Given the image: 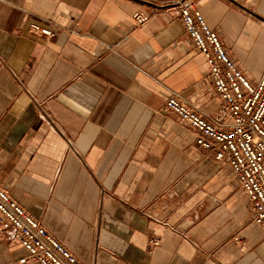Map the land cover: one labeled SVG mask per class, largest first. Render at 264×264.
Segmentation results:
<instances>
[{
  "label": "crops",
  "instance_id": "1",
  "mask_svg": "<svg viewBox=\"0 0 264 264\" xmlns=\"http://www.w3.org/2000/svg\"><path fill=\"white\" fill-rule=\"evenodd\" d=\"M174 1L0 0V187L83 264H264L228 160L163 111L218 108ZM191 1L257 84L264 0ZM25 255L0 238V264Z\"/></svg>",
  "mask_w": 264,
  "mask_h": 264
},
{
  "label": "built area",
  "instance_id": "2",
  "mask_svg": "<svg viewBox=\"0 0 264 264\" xmlns=\"http://www.w3.org/2000/svg\"><path fill=\"white\" fill-rule=\"evenodd\" d=\"M173 4L194 49L205 59L218 108L211 117H203L177 97H169L163 111L193 130L196 145L214 151L216 161L228 160L248 200L252 221L264 229V72L257 84L250 83L195 4L191 0ZM148 17L140 12L133 16L137 26ZM30 31L39 37L55 34L38 24L30 25ZM0 238L18 243L26 252L17 264H83L1 187ZM150 244L155 247L158 241L153 239Z\"/></svg>",
  "mask_w": 264,
  "mask_h": 264
}]
</instances>
